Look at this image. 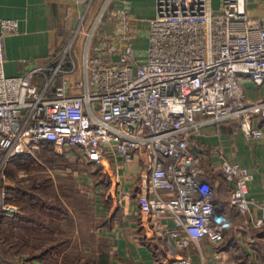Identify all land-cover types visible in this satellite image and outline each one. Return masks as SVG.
Here are the masks:
<instances>
[{"label": "built area", "instance_id": "built-area-1", "mask_svg": "<svg viewBox=\"0 0 264 264\" xmlns=\"http://www.w3.org/2000/svg\"><path fill=\"white\" fill-rule=\"evenodd\" d=\"M72 1L83 9L58 57L20 75L4 73L3 54V36L17 32L18 22H0V212L17 213L10 201L17 185L5 168L18 154L44 143L76 147L82 160L111 173L117 159L143 150L148 212L167 254L203 238L219 243L229 212L215 210L214 188L191 146L205 122L238 121L245 136H263L257 123L264 124V92L249 99L242 80L264 89V16H250L246 0H221L218 8L212 0H155L146 47L136 52L127 6L104 0L87 27L93 0ZM81 34L83 56L76 60ZM221 169L230 205L247 212L251 172L230 161ZM246 223L264 229V211ZM169 264L189 263L175 257Z\"/></svg>", "mask_w": 264, "mask_h": 264}, {"label": "crops", "instance_id": "crops-1", "mask_svg": "<svg viewBox=\"0 0 264 264\" xmlns=\"http://www.w3.org/2000/svg\"><path fill=\"white\" fill-rule=\"evenodd\" d=\"M103 1L93 0L87 27ZM220 1L212 0V6L218 8ZM111 2V6L125 5L130 9L135 32L132 44L136 52H142L146 47L150 20L155 14V0ZM245 6L250 16H264V0H246ZM82 9L72 0H0V22L3 18H14L18 22L17 32L3 36L4 73L20 75L55 60L74 32ZM104 28L112 31L109 23L104 24ZM83 38L81 34L73 47L76 60H82ZM77 76L74 74L70 78ZM43 77L42 74L35 77L39 86ZM242 84L251 100L258 99L264 92L249 79H243ZM257 124L263 130L260 138L245 136L238 121L205 122L196 143L191 146L200 156L204 174L213 177L210 181L215 186L222 181L218 174L222 172L224 161L247 167L253 176L248 192L252 203L245 213L230 205V186L225 180V189L217 192L214 187L215 210L229 212V225L219 243L212 244L203 238L167 254V245L155 230L158 220L148 212L146 153L141 150L128 161H115L105 189L100 183H95L86 171L77 172L76 194L78 198H86L88 204L87 209L82 205L77 207V211L68 206L70 214L62 221V227L69 230L63 235L70 241L66 249L69 251L71 244L75 243L79 253L88 251L96 257L104 255L107 264H155L152 246L164 252L170 261L177 257L189 264H264V248L261 250L259 247V244H264V229L246 223L264 211V124L261 121ZM57 155L59 159H74L70 153ZM24 201L21 202L17 195V213L13 217L0 212V264H48L37 252L30 253V245L27 248L19 245V241L27 240L23 237L27 226H32L21 214L28 213L34 206L31 201ZM86 217L92 236L84 229ZM165 224L170 225V221L165 220Z\"/></svg>", "mask_w": 264, "mask_h": 264}, {"label": "trees", "instance_id": "trees-1", "mask_svg": "<svg viewBox=\"0 0 264 264\" xmlns=\"http://www.w3.org/2000/svg\"><path fill=\"white\" fill-rule=\"evenodd\" d=\"M43 145L45 147V150H43L45 153L43 157H46L49 162H52L51 159L57 158L58 156L53 150V144L44 143ZM22 154L23 153L14 156V159L21 157ZM73 160L77 161V158L74 157ZM87 163L94 166L95 168L90 166L88 170L84 169L82 171H86L89 175H91L95 183H100L103 186V189H105L109 184V178L103 168L100 165L94 164L92 162ZM98 175L100 176L99 179ZM218 175L222 177V181H220L217 186H215L212 181H210L213 177H208L206 174H204L203 180L211 184L213 188L215 187L217 192H220L221 190L225 189V185L223 183V170ZM43 178H45V176H43ZM50 179L52 178H46L47 182L45 180L42 181L44 182L45 187L41 184V188L39 186H30L27 187V190L25 187V189L18 188L15 191L18 196L27 199L25 201H31L34 206L33 209L27 211L28 213L25 212L21 214L23 219H25L27 222H30V225L32 226H27L26 231L24 230L25 233L23 236L27 240H23L22 242L19 241V245L21 247L23 246L24 248H27L25 245H30V253L37 252L38 256L44 258L48 264H107L106 257L104 255L96 257L92 252L88 251H86L85 254H82V252L79 253L77 251V244L75 243L71 244V249H69V251L66 253L63 252L70 244V241L67 239V237L63 236L64 234L69 233V230L67 229L68 227L62 228V221H64L63 219L67 218V215L70 214L68 206H73V208L77 211V207L86 205L87 209L88 200L82 197L78 198L76 194V185H73V187L59 185L57 189L53 181L51 182ZM106 180L108 182H106ZM34 208H36V210ZM84 229L87 230L88 235H93V233L90 232L91 228L88 226L87 217ZM36 232L39 233L38 238L36 237V239H32L31 241L34 240V242L32 244H28L31 234H35ZM259 247L262 250L264 248V244H259ZM152 248L155 256V264L170 263V260L165 256L164 252L158 250V248L155 246H152ZM62 252L64 255L61 256L59 253ZM56 255L61 256L60 260L56 259L54 261V257H56Z\"/></svg>", "mask_w": 264, "mask_h": 264}, {"label": "rangeland", "instance_id": "rangeland-1", "mask_svg": "<svg viewBox=\"0 0 264 264\" xmlns=\"http://www.w3.org/2000/svg\"><path fill=\"white\" fill-rule=\"evenodd\" d=\"M96 14L91 17L90 22L88 23V26L94 20ZM85 31H87V30H85ZM84 39H85V37L83 38V40ZM43 150H45L44 145L41 146L39 149L33 150L32 152L23 153L21 155V157H18L17 159H14L15 157H12L8 161V164L6 165V168H5L6 174L10 179H12L16 182L17 189L18 188L25 189V187H26V190H27V187H30V186H33V187L39 186L41 188V184H42V186L44 185V182H42V181L43 180L46 181V178H48V179L52 178L50 180H51V182L53 181V183H54L55 187H57V189H58L59 185L65 186V187H68V186L73 187V185L76 184V182H75L76 177L75 176H76L77 172L82 171L84 169L88 170V168L90 166L92 168H95L94 166L87 163L89 161H84L80 158L79 150L76 147H71V146L70 147H60V146H55V144H53V150H55L57 153H64L65 152V153L73 154L74 157L77 158V161L66 159V158H63V159L55 158L52 162H49L46 157H43L45 154L43 152ZM58 169H60V170H58ZM106 174H107V176L110 175V173H106ZM43 176H45V178H43ZM99 177L100 176L98 175V179H99ZM106 182H108V181L106 180ZM44 187H45V185H44ZM34 190H38V189H34ZM19 197H20L19 200L21 202H23L24 200H27L21 196H19ZM10 201L17 206V204H16L17 203V193L16 192L13 193ZM63 201H64V199H63ZM24 202H26V201H24ZM65 202L67 203L66 200H65ZM31 236L33 239H36V237L38 238L39 233H37V232L35 234L32 233ZM33 242H34V240L33 241L30 240L28 242V244H32ZM27 246L29 247V245H25V247H27ZM43 246H45V245H43ZM67 251L68 250L65 249L63 252L66 253ZM63 252L59 253V254L62 256V255H64ZM61 256L56 255V257H54V261L56 259L60 260ZM88 263H90V262H88Z\"/></svg>", "mask_w": 264, "mask_h": 264}]
</instances>
